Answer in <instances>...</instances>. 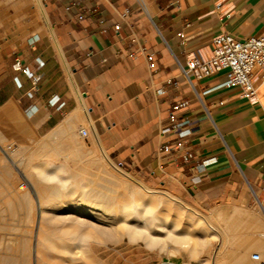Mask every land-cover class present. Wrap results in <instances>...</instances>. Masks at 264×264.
Here are the masks:
<instances>
[{
	"label": "crops",
	"instance_id": "1",
	"mask_svg": "<svg viewBox=\"0 0 264 264\" xmlns=\"http://www.w3.org/2000/svg\"><path fill=\"white\" fill-rule=\"evenodd\" d=\"M143 1L148 11L138 0H41L53 36L38 23L12 33L0 22V113H21L40 134L84 120L117 166L195 207L264 208V81L247 98L223 84L224 71L192 84L180 74L187 56H210L220 31H263L264 0ZM121 13L128 27L116 29ZM139 48L152 53V73ZM170 113L187 120L182 138L159 137Z\"/></svg>",
	"mask_w": 264,
	"mask_h": 264
},
{
	"label": "rangeland",
	"instance_id": "2",
	"mask_svg": "<svg viewBox=\"0 0 264 264\" xmlns=\"http://www.w3.org/2000/svg\"><path fill=\"white\" fill-rule=\"evenodd\" d=\"M33 6L32 0H0V22L7 21L2 28L12 33L29 32L30 27L38 23V13ZM80 127H87L88 132L85 137L78 134L77 129ZM71 140H74L73 143ZM51 143L52 145H50ZM66 144H70V148H62L67 146ZM49 146L51 148H48ZM55 146L59 148V152H55ZM98 151L94 138L89 133L88 123L84 120L81 126L75 124L72 129L66 132L56 129L40 134L35 130L34 124L25 119L21 113L13 112L9 115L0 113V164L2 166L0 174L4 175H0V214L7 213L11 217V219L8 218L10 223L7 222L12 232L14 231L15 237L18 238L16 249L19 259L16 258L18 263L15 259L12 264H156L161 258H169L176 263L204 264L197 260L189 250V246L194 243L191 237L193 239L202 237L204 225L194 215L183 209L180 204L166 197L144 195L141 198L140 195L131 196L123 187H118L113 180L114 175L119 174L104 162ZM65 152L68 154L67 156ZM10 183L14 185L10 187ZM147 185L164 188L159 183H147ZM6 187L8 189L5 191ZM137 190L139 193L140 189L137 188ZM5 193H8L13 199L7 197L8 194ZM145 196H148L149 200ZM142 199L147 200L144 202L149 205L143 211L147 217L148 228H143V221L141 222V219L138 218L135 223L142 227L140 235L144 238L137 236L130 240L127 235L120 231V228L125 225L119 221L122 213L121 207L124 204L139 205ZM62 203L69 207L61 208ZM238 205L248 210L249 214L255 213L257 215L260 213L259 216H263L256 202L232 201L216 203L207 209L196 208L209 215L215 210H228L232 206L239 207ZM73 206L75 209H70ZM77 207H84V210H76ZM69 210H72L71 216L66 215ZM96 211L97 213H104V215H113L110 224H115L114 220L116 221V229L108 238H105L101 232V229L107 224L102 219L93 220L91 217ZM11 213L16 215L13 216ZM26 217L28 221H26ZM161 218L164 220L162 221ZM126 219L125 222H132L130 216ZM158 220L161 221L158 222ZM157 222L165 225L162 231L156 230ZM55 224L58 226L56 227ZM230 225L232 226L230 228H233L232 233L242 240L250 237L255 230L253 223L245 217H240L236 227L234 220ZM65 232L70 233L67 235ZM80 233H85V235ZM185 233L192 236L188 235L189 246L181 247L180 240L184 238ZM148 238L150 241L146 242ZM246 241L251 242L252 240L247 238ZM209 242L206 247L207 250L204 247L198 250L196 255L205 257L208 248L218 245L217 238H211ZM25 247L27 248L25 249ZM234 247L232 244L231 250H235ZM76 250H78L77 253ZM253 251H258V249L253 247L249 250V262H247L258 264L250 258Z\"/></svg>",
	"mask_w": 264,
	"mask_h": 264
},
{
	"label": "bare ground",
	"instance_id": "3",
	"mask_svg": "<svg viewBox=\"0 0 264 264\" xmlns=\"http://www.w3.org/2000/svg\"><path fill=\"white\" fill-rule=\"evenodd\" d=\"M33 2V7L36 8L37 13H38V28L42 29L44 32H46L47 34L53 36V31L49 25L44 7L42 5L41 0H32ZM35 10V9H34ZM146 10V9H145ZM36 21V20H35ZM34 21V22H35ZM29 25V23H28ZM35 26V25H33ZM36 29V28H35ZM49 37V36H48ZM56 40V39H55ZM58 44V43H57ZM62 55V54H61ZM15 102V101H14ZM79 111V109H78ZM66 125V124H65ZM64 125V126H65ZM66 128V127H65ZM70 129V128H69ZM66 128V131L69 130ZM92 136L94 138V142L97 145L98 148V152H100L101 158L104 160V162L113 170H115L119 175H114V180L115 183L118 185V187H123L128 193H130L131 196H135V195H140L139 197H144V195H153V196H157V197H166L170 200H172L175 203H178L182 206L183 209L187 210L188 212H190L192 215H194L203 225H204V233L202 235V237L193 239L194 243L192 245L189 246V236L192 235H184L182 238V240H180V245L181 247H188L189 246V250L190 253L194 255V257L197 260H200L202 263L204 264H249L248 262V252L251 248L256 247L258 249V252L262 253L264 252V208L262 207V205H259L258 208L261 209L263 216H259V214H252L248 212V210H245L243 208V206H239V207H231V209H218L215 210L213 213L211 214H206L203 213L202 211L198 210L196 207H194L193 205L189 204L188 202H186L183 198H181L180 196L172 193L171 191L167 190L166 188H156V187H150L147 185V183H145L144 181L136 178L132 173H129L125 170H123L122 168H120L119 166H117L110 158V156L107 154L104 146L101 144L98 135L96 134V132L93 130L92 131ZM69 133V132H68ZM33 138V137H32ZM75 138V137H73ZM35 141V140H34ZM38 141V140H37ZM63 141V139H62ZM72 141V140H71ZM74 141V140H73ZM72 141V143H73ZM31 142V141H30ZM36 142V141H35ZM69 142V141H68ZM77 142V141H76ZM22 143V142H21ZM28 143V142H27ZM71 143V142H70ZM5 144V143H4ZM29 144V143H28ZM38 144V143H37ZM24 145V144H23ZM52 145V143L50 144ZM67 145V144H66ZM74 145V144H73ZM7 146V145H6ZM34 147V146H33ZM53 147V146H52ZM74 147V146H73ZM79 147V146H78ZM10 148V147H9ZM27 148V147H26ZM29 148V147H28ZM38 148V147H36ZM35 148V149H36ZM41 148V147H40ZM48 148H51L50 146ZM64 149L66 148H70V144H68L67 146L62 147ZM72 148V147H71ZM34 149V148H33ZM32 149V150H33ZM77 149V148H76ZM75 149V150H76ZM83 149V148H82ZM42 150V149H41ZM80 150V149H79ZM92 150V149H91ZM39 151V150H38ZM84 151V150H83ZM93 151V150H92ZM37 152V151H36ZM46 152V151H45ZM48 152V151H47ZM55 152H59V148L55 146ZM66 152L68 153V151L66 150ZM65 152L66 156L68 155ZM85 152V151H84ZM37 154V153H36ZM33 156V155H32ZM64 156V155H63ZM41 157V156H40ZM64 158H66L64 156ZM35 159V158H34ZM27 160L28 157H27ZM72 160V159H71ZM30 162V161H28ZM26 164V163H25ZM102 164V163H101ZM26 166V165H24ZM1 164H0V172H1ZM105 171V169H104ZM111 172V171H110ZM54 174V173H53ZM114 174V173H113ZM1 175V174H0ZM3 175V174H2ZM1 175V176H2ZM1 176H0V180H1ZM4 176V175H3ZM70 176V175H69ZM51 177V176H49ZM3 179V178H2ZM4 182V179L2 180ZM107 181V180H106ZM134 182V184H131L132 182ZM13 182V181H11ZM42 183V182H41ZM2 184V183H1ZM7 184V183H6ZM15 184V182H14ZM13 184V185H14ZM60 184V183H59ZM11 183L9 184V186H13ZM37 186V185H36ZM53 186V185H52ZM58 186V185H57ZM112 186V185H111ZM59 187V186H58ZM113 187V186H112ZM16 188V187H15ZM138 189H140L139 193L137 192ZM4 189V187H3ZM8 188L6 187L5 191ZM14 189V188H13ZM19 189V187H18ZM39 189V188H38ZM54 189V188H53ZM52 189V190H53ZM21 190V189H20ZM19 190V191H20ZM9 191V190H8ZM17 190L15 189V192ZM22 192V191H21ZM48 192V191H47ZM61 192V191H60ZM70 192V191H69ZM20 193V192H19ZM18 193V194H19ZM138 193V194H137ZM8 194V193H5ZM15 194V193H14ZM13 195V194H12ZM94 195V194H93ZM97 196V195H96ZM3 197V196H2ZM10 198V195L8 194V196ZM16 197V196H15ZM83 197V196H82ZM147 199L149 198L148 196H145ZM13 199V198H10ZM9 199V200H10ZM15 199V198H14ZM59 199V198H58ZM84 200V199H83ZM149 200V199H148ZM12 201V200H11ZM18 201V200H17ZM61 201V200H59ZM63 201V200H62ZM137 201V200H136ZM144 201H147L145 199H142L140 204L137 205H127L124 204L121 207V215H120V219L119 221H122L125 225H123L120 229V231L128 236V239H133L137 236H141L144 238V236L140 235L142 227L140 225H138L137 223H135V220H137L138 218L141 219L142 222V226L143 228L147 229L148 225H147V217L143 214V211L145 209H147V206H149L147 203H145ZM15 202V200H14ZM101 202V201H100ZM13 203V201L11 202ZM18 203V202H17ZM92 203V202H91ZM10 204V203H7ZM90 204V203H88ZM96 204V203H95ZM142 204V206H140ZM15 205V204H14ZM75 205V204H74ZM83 205V204H82ZM4 206V205H3ZM13 206V205H12ZM47 206V205H46ZM72 206V205H71ZM76 206V205H75ZM237 206V205H236ZM19 207V206H18ZM22 207V206H21ZM61 208H65V207H69L68 205H66L65 203H62ZM103 207V206H101ZM228 207V206H226ZM14 208V207H13ZM28 208V207H27ZM30 208V207H29ZM84 208V207H83ZM83 208H76V210H84ZM89 208V207H88ZM87 208V209H88ZM6 209V208H5ZM70 209H75V207H70ZM87 209H85V211H87ZM90 209V208H89ZM62 210V209H61ZM7 212V211H6ZM83 212V211H82ZM81 212V213H82ZM88 212V211H87ZM91 212V211H90ZM17 213V212H16ZM94 214L91 215L93 220L96 219H102V221L104 223L107 224L106 227L101 229L102 234L105 236V238H108L111 236L112 232L116 229V221L114 220L115 224H110L109 222L112 221L113 219V215H104V213L102 214L93 212ZM10 214V213H9ZM13 216L16 214L11 213ZM72 210H69L68 213L66 214L67 216H71ZM86 214V213H85ZM21 215V214H20ZM84 215V214H83ZM256 215V216H255ZM75 216V215H74ZM81 216V215H80ZM117 216V215H116ZM131 217L132 222L130 223L125 222L127 221V217ZM22 217V216H21ZM240 217L245 219L247 218L248 220H250V222L253 223V226L255 228L253 234H251L250 238L252 241H246L245 238L242 240V238L240 239V237H237L235 234L232 233V229L230 227H232L230 224L231 222H235V227L238 224V222L240 221ZM11 219V217L5 213V214H0V264H12L14 263L13 261H15V259H19L18 255V251L16 249V243L18 241V238L15 237L14 231L12 232V229L10 228V225L8 224L7 221H9V219ZM27 218V217H26ZM70 218V217H69ZM115 218V217H114ZM189 218V217H188ZM253 218V219H252ZM20 219V218H19ZM32 219V218H31ZM63 219V218H62ZM65 219V218H64ZM73 219V218H72ZM116 219V218H115ZM129 219V218H128ZM159 219V218H158ZM26 220V219H24ZM60 220V219H59ZM77 220V219H76ZM86 220V219H85ZM91 220V219H90ZM161 220L163 221L164 218ZM161 220H158L161 221ZM28 221V218L27 220ZM63 221V220H62ZM73 221V220H72ZM194 221V220H193ZM70 222V221H69ZM77 222V221H76ZM157 222V223H158ZM199 222V223H200ZM10 223V221H9ZM13 223V222H12ZM29 223V222H28ZM27 223V224H28ZM31 223V222H30ZM51 223V222H50ZM53 223V222H52ZM119 223V222H118ZM165 223V222H164ZM33 224V223H32ZM31 224V225H32ZM57 224V223H56ZM55 226L57 227L58 225ZM80 224V223H79ZM159 224V225H158ZM155 227L157 231H162L163 227V223H158ZM13 225V224H12ZM25 225V224H24ZM53 225V224H51ZM69 225V224H68ZM71 225V224H70ZM54 226V225H53ZM197 226V225H196ZM33 227V226H31ZM25 228V227H24ZM200 228V227H198ZM58 229H60L58 227ZM64 229V228H63ZM66 229V228H65ZM69 229V228H68ZM41 230V229H40ZM61 230V229H60ZM78 230V229H77ZM253 230V229H252ZM23 231V230H22ZM21 231V232H22ZM51 231V230H50ZM55 231V230H53ZM58 231V230H56ZM55 231V232H56ZM190 232V230H188ZM188 231H186L188 233ZM192 231V230H191ZM28 232V231H27ZM31 232V231H30ZM39 232V231H38ZM61 232H63V230H61ZM59 232V233H61ZM68 232V230H67ZM181 232V231H180ZM193 232V231H192ZM236 232V231H235ZM42 233V232H41ZM40 233V234H41ZM66 233V232H65ZM70 233V232H69ZM69 233H66L67 235H69ZM75 233V232H74ZM252 233V232H251ZM57 234V233H56ZM63 234V233H62ZM80 234H84L85 233H80ZM55 235V234H54ZM58 235V234H57ZM56 235V236H57ZM75 235V234H74ZM250 235V234H248ZM39 236V235H38ZM41 236V235H40ZM80 236V235H79ZM78 236V237H79ZM196 236V235H195ZM40 238V237H39ZM49 238V237H48ZM81 238V237H79ZM211 238H217L218 239V245L216 246H211V248H208L207 251V255L205 257H199L197 254V251L202 249V248H206L207 245H209V241ZM44 239V238H43ZM26 240V239H25ZM150 239L148 238L146 242H149ZM49 242V241H48ZM100 242V241H99ZM231 242V243H230ZM23 243V241H22ZM26 243V242H25ZM54 243V242H53ZM48 244V243H47ZM56 244V243H55ZM233 244V247L235 248V250H231V246ZM49 245V244H48ZM26 246V244H25ZM54 246V245H53ZM46 247H48L46 245ZM52 247V246H51ZM59 247V246H58ZM65 247V246H64ZM76 247V246H75ZM74 247V248H75ZM18 248V246H17ZM27 247H25L26 249ZM55 248V247H54ZM53 248V249H54ZM57 248V247H56ZM77 248V247H76ZM65 250V249H64ZM67 250V249H66ZM65 250V251H66ZM207 250V248H206ZM28 251V250H26ZM73 251V250H72ZM69 252V251H68ZM75 252V250H74ZM78 252V250H76V253ZM170 252V251H169ZM20 253V252H19ZM22 253V252H21ZM81 254V253H80ZM85 254V253H84ZM24 255V254H23ZM97 255V254H96ZM22 256V255H21ZM20 256V257H21ZM85 256V255H84ZM24 257V256H22ZM21 257V258H22ZM29 258V256H28ZM16 259V263L17 262ZM25 259V258H24ZM23 259V260H24ZM62 259V258H61ZM66 259V258H65ZM21 260V259H20ZM27 260V259H26ZM74 260V259H73ZM89 260V259H88ZM28 261V260H27ZM26 261V262H27ZM65 261V260H64ZM70 261V260H69ZM68 261V262H69ZM248 261V262H247ZM21 263V262H20ZM77 263V262H76ZM185 263H189V262H185ZM23 264V263H22ZM29 264V263H28ZM41 264V263H40ZM78 264V263H77ZM173 264H180V263H176L174 262Z\"/></svg>",
	"mask_w": 264,
	"mask_h": 264
},
{
	"label": "built area",
	"instance_id": "4",
	"mask_svg": "<svg viewBox=\"0 0 264 264\" xmlns=\"http://www.w3.org/2000/svg\"><path fill=\"white\" fill-rule=\"evenodd\" d=\"M140 4L147 10L146 4L143 0H138ZM148 11V10H147ZM124 14L121 13V23L115 25L116 29L128 27V23L123 18ZM142 54L144 61L148 67L149 73L155 70V63L152 53L145 51L142 48L138 49ZM224 71L226 79L223 82L226 86H234L239 89V94L242 97L253 98L256 95V85L260 81H264V30L253 35L246 37H237L236 35L228 31H220L214 37V47L211 50V54L204 60H199L193 55L186 57L185 65L180 67V74H182L192 84V79H201L208 77L212 74ZM23 72L31 79L32 84H35L39 79V75L35 73V70H29L24 67ZM15 79V78H14ZM16 80V79H15ZM154 87V85H152ZM154 90L161 94L165 90L161 87L154 88ZM56 99H50V103L54 104ZM177 105H175L176 107ZM204 109H206L204 107ZM35 109L32 107L25 110V114L30 116ZM170 123L168 125H162L159 127V137L165 138L174 133L178 138H182L189 130L179 127L184 126L187 120L177 121L174 115H169ZM78 134L82 137L87 135V127H80L77 129ZM182 142L179 140L176 142V146ZM163 149H170L169 144H161ZM192 157L190 152H186L183 155V159L187 160ZM250 258L258 264H264V252L263 254L258 251H253L250 254ZM169 258L160 259L156 264H173ZM180 264H186L181 262Z\"/></svg>",
	"mask_w": 264,
	"mask_h": 264
}]
</instances>
